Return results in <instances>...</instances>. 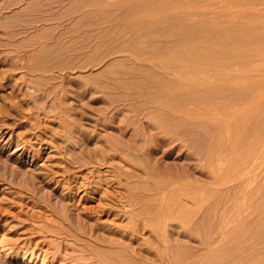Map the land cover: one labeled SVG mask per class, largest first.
Segmentation results:
<instances>
[{"label":"rangeland","instance_id":"1","mask_svg":"<svg viewBox=\"0 0 264 264\" xmlns=\"http://www.w3.org/2000/svg\"><path fill=\"white\" fill-rule=\"evenodd\" d=\"M263 44L264 0H0V264H261Z\"/></svg>","mask_w":264,"mask_h":264},{"label":"bare ground","instance_id":"2","mask_svg":"<svg viewBox=\"0 0 264 264\" xmlns=\"http://www.w3.org/2000/svg\"><path fill=\"white\" fill-rule=\"evenodd\" d=\"M258 41H259V39H258ZM195 45H198V44H195ZM263 45H264V44H263ZM198 46H199V45H198ZM190 47H191V46H190ZM194 47H195V46H194ZM191 48H192V47H191ZM255 48H256V47H255ZM193 49H195V48H193ZM198 49H200V48H198ZM231 49H233V48H231ZM234 49H235V48H234ZM234 49H233V50H234ZM189 50H190V49H189ZM195 50H196V49H195ZM227 50H228V49H227ZM247 50H249V49H247ZM196 51H197V50H196ZM199 51H200V50H199ZM229 51H231V50H229ZM192 52L194 53V55L192 56V53L190 52V53H191V56L195 59V56L198 55V53H197V52H194L193 50H192ZM201 52H202V51H201ZM201 52H200V53H201ZM237 52H238V50H237ZM237 52H236V54H238ZM244 52H246V51H244ZM248 52H249V51H248ZM257 52H258V51H257ZM261 52H262V50L260 51V53H261ZM195 53H197V54H195ZM227 53H228V52H227ZM231 53H232V52H231ZM231 53H230V56L232 55ZM220 54H221V53H220ZM236 54L234 53V55H236ZM240 54H241V52H240ZM240 54H239V56H240ZM256 54H257V53H256ZM262 54H263V52H262ZM225 55H226V54H225ZM227 55H229V54H227ZM241 55H242V54H241ZM259 55L261 56V54H259ZM259 55H258V56H259ZM242 56H243V55H242ZM244 56H245V54H244ZM256 56H257V55H256ZM256 56H255V57H256ZM192 57H190V58H192ZM197 57H198V56H196V58H197ZM199 57H200V56H199ZM202 57H204V56H202ZM221 57H222V56H221ZM228 57H229V56H228ZM231 57H232V60H231L230 58H229V59H230L231 61H233V60H234V59H233V56H231ZM235 57H236V56H234V58H235ZM237 57H238V56H237ZM237 57H236V58H237ZM240 57H241V56H240ZM240 57H239V58H240ZM249 57H250V56H248V58H249ZM253 57H254V56H253ZM193 58H192V59H193ZM225 58H227V57H225ZM262 58H263V57H262ZM185 59H187V58H185ZM185 59H184V60H185ZM198 59L200 60L201 58H198ZM220 59H221V58H220ZM222 59H223V58H222ZM196 60H197V59H196ZM201 60H202V59H201ZM224 60H226V59H224ZM251 60H252V57H251ZM263 60H264V59H263ZM263 60H261V61H263ZM194 61H195V60H194ZM227 61H228V59H227ZM242 61H243V60H242ZM185 62H186V60H185ZM201 62H203V61H201ZM201 62H200V64H201ZM221 62L224 63L223 61H221ZM235 62H236V61H235ZM191 63L194 64V63H193V60L191 61ZM196 63H198V64H196ZM243 63H244V62H243ZM182 64H183V66H186V64H184L183 62H182ZM187 64H189V62H187ZM192 64H191V65H192ZM224 64H225V63H224ZM233 64H234V63H233ZM194 65H195V66H196V65H197V66L199 65L198 60L195 62ZM211 65H212V64H211ZM251 65H253V64H251ZM259 65H260V64H259ZM259 65H258V66H259ZM199 66H200V65H199ZM202 66H203V65L201 64L200 67H202ZM218 66H219V65H218ZM223 66H224V65H223ZM226 66H227V65H226ZM226 66H224V67H226ZM229 66H230V65H229ZM186 67H187V66H186ZM188 67H189V66H188ZM188 67H187V68H188ZM204 67H205V65H204ZM204 67H203V68H204ZM219 67H221V66H219ZM250 67H251V66H250ZM189 68H190L189 71L191 72V67H189ZM203 68L200 69L202 72H203V70H204ZM213 68H214V67H213ZM221 68H222V67H221ZM227 68H228V67H227ZM180 69H181V68H180ZM180 69H179V70H180ZM185 69H186V68H184V71H186ZM192 69H193V67H192ZM217 69H218V68H217ZM219 69H220V68H219ZM219 69H218V70H219ZM231 69H232V68H231ZM250 69H251V68H250ZM259 69L261 70L262 68H260V66H259ZM195 70H196V69H195ZM212 70H213V69H212ZM214 70L216 71L215 68H214ZM214 70H213V71H214ZM232 70H233V69H232ZM234 70H235V69H234ZM181 71H182V70H180V71H178V72L181 73ZM196 71H197V70H196ZM196 71H195V72H196ZM204 71H205V70H204ZM213 71H212V72H213ZM219 71H221V70H219ZM205 72H206V71H205ZM205 72H203V74H204ZM242 72H243V71H242ZM244 72H245V71H244ZM244 72H243V73H244ZM197 73H198V72H197ZM199 73H200V72H199ZM215 73H216V72H215ZM227 73H229V72H227ZM183 74H184V73H183ZM192 74H193V73L191 72L190 76H191ZM220 74L224 75L223 73H220ZM232 74H237V72L235 71V73H232ZM239 74H240V72H239ZM247 74H248V71H247ZM250 74H251V73H250ZM184 75H185V74H184ZM188 75H189V74H188ZM193 75H194V74H193ZM195 75L198 77L197 74H195ZM195 75H194V77H195ZM212 75H214V74L212 73ZM228 75H230V74H228ZM242 75H243V74H242ZM252 75H253V74H252ZM182 76H183V75H182ZM199 76H200V75H199ZM233 76H234V75H233ZM236 76H237V75H236ZM249 76H250V75H249ZM249 76H248V77H249ZM188 77H189V76H188ZM201 77L203 78L202 73H201ZM220 77H221V76H220ZM223 77H224V76H223ZM223 77H222V78H223ZM228 77H230V76H228ZM240 77H241V76H240ZM250 77H252V76H250ZM198 78H199V77H198ZM207 78H208V77H207ZM226 78H227V77H226ZM231 78H233V77H231ZM231 78H230V79H231ZM241 78H242V77H241ZM204 79H205V78H203V80H204ZM218 79H219V78H218ZM230 79H229V80H230ZM248 79H249V78H248ZM258 79H259V78H258ZM200 80H202V79H200ZM203 80H202V82H203ZM223 80H225V79L223 78ZM223 80H222V81H223ZM251 80H252V79H251ZM205 81H206V80H205ZM220 81H221V78H220V80H219L218 83H220ZM222 81H221V84H222ZM235 81H236V82H235ZM245 81H246V80H245ZM207 82H208V81H206V83H207ZM215 82H216V81H215ZM224 82H225V81H223V83H224ZM226 82H227V81H226ZM234 82L237 83V80H234ZM250 82H251V81H249V83H250ZM258 82H260V80H259ZM206 83H205V84H206ZM244 83L247 84V82H244ZM207 84H208V83H207ZM251 84H252V83H251ZM255 84H256V83H255ZM259 84H260V83H259ZM202 85H203V84H202ZM252 85H253V84H252ZM256 85H257V84H256ZM203 86H204V85H203ZM223 86H225V85H223ZM228 86H229V85H228ZM231 86H232V84H231ZM218 87L221 88L220 85H219ZM229 87H230V86H229ZM235 87H237L236 84H235ZM206 88H207V86H206ZM208 88H209V87H208ZM220 88H219V89H220ZM238 88H239V87H238ZM215 89H216V88H215ZM231 89H232V88H231ZM215 91H217V90H215ZM262 92H264V91H262ZM256 94H258V93H256ZM259 96H260V95H259ZM251 97H252V96H251ZM256 97H257V96H256ZM260 98H261V96H260ZM260 98L257 97V99H259V100H260ZM252 99H255V98L252 97ZM252 99H251V100H252ZM254 103H255V102H254ZM253 105H254V104H253ZM257 105H258V103H257ZM259 105H260V103H259ZM219 106H220V105H219ZM254 106H256V105H254ZM215 107H217V109H218V105H216ZM248 107H249V106H248ZM256 107H257V106H256ZM215 109H216V108H215ZM251 109H252V108H251ZM216 111H217V110H216ZM229 112H230V111H229ZM218 113H219V112H218ZM222 114H223V113H222ZM226 114H227V113H226ZM212 115H213V114H212ZM214 115H215V114H214ZM214 115H213V116H214ZM205 116H207V115H205ZM217 116H218V115H217ZM220 116H221V115H220ZM227 116H229V115L227 114ZM222 117H226V115H225V116L222 115ZM220 118H221V117H220ZM236 120H237V119H236ZM236 120L234 121V123H236ZM237 122H238V121H237ZM242 123H243V122H242ZM242 123H241V124H242ZM236 124H237V123H236ZM238 124H239V123H238ZM238 124L236 125V126L238 127V128L236 127V130H237V129H238V130L241 129V128L238 126ZM239 125H240V124H239ZM243 129H244V128H243ZM238 130H237V134H238ZM242 131H243V130H242ZM225 132H226V130H225ZM225 132H224V133H225ZM226 133H227V132H226ZM225 135H226V134H225ZM228 135H229V134H228ZM238 136L240 137V132H239V135H238ZM239 137H238V138H239ZM229 140H230V138H229ZM231 141H232V140H231ZM229 143H230V142H229ZM232 143H233V142H232ZM246 143H247V141H246ZM237 144H238V142H237ZM260 144H261V143H260ZM263 144H264V143H263ZM263 144H262L261 146H263ZM241 145H242V144H241ZM229 146H230V145H229ZM244 146H245V144H244ZM258 146H259V145H258ZM230 147H231V149H232V146H230ZM242 147H243V146H242ZM240 148H241V147H240ZM228 149H229V148H228ZM257 149H258V148H257ZM258 150H260V149H258ZM232 151H233V150H232ZM232 151L229 152L230 155L228 154V156H232V157H233V155H232V154H233ZM237 151H238V150H237ZM227 152H228V151H227ZM236 153H237V152H236ZM243 153H244V152H243ZM244 154H245V153H244ZM242 155H243V154H242ZM248 155H249V154H248ZM228 156H226L227 159H228ZM244 156H245V155H244ZM240 157H242V156H240ZM229 158H230V157H229ZM242 158H243V157H242ZM232 159H233V158H231V160H232ZM233 160H234V159H233ZM233 160H232V161H233ZM243 160H244V158H243ZM244 161H245V160H244ZM227 162H230V161H227ZM238 162H239V161H238ZM241 163H243V162H241ZM226 164H227V163H226ZM226 164H225V166L228 168V165H226ZM232 164H233V163L230 162L229 165L232 166ZM224 168H225V167H224ZM230 168H231V167H230ZM251 168H252V167H251ZM248 170H249V169H248ZM248 170L246 169L247 172H248ZM69 181H70V180H69ZM73 182H74V181H73ZM81 182H82V181H81ZM81 182H80V183H81ZM79 185L81 186V184H79ZM75 186H76V185H75ZM80 186H79V187H80ZM63 187H64V186H63ZM66 188H67V187H66ZM74 188H75V187H74ZM77 189H78V188H77ZM71 190H72V188H71ZM75 190H76V189H75ZM69 191H70V190H69ZM163 203H164V202H163ZM164 204H165V203H164ZM65 206H67V205H65ZM162 206L164 207L165 205H162ZM163 207H162V209H163ZM158 208H159V207H158ZM164 209H165V208H164ZM169 209H170V208H169ZM169 211H170V210H169ZM159 213H160V210H159ZM154 214H156V213L154 212ZM162 214H163V213H162ZM158 216H159V214H158ZM186 216L188 217L187 214H186ZM80 217H81V216H80ZM80 217H79V218H80ZM184 217H185V216H184ZM187 217H186V218H187ZM87 225H88V224H87ZM92 226H93V225H92ZM239 226L241 227V225H239ZM132 227H133V226H132ZM132 227H131V229H133ZM95 229H96V228H95ZM127 230H129V229H127ZM129 231H130V230H129ZM132 231H133V230H132ZM134 234H135V233H134ZM120 235H121V234H120ZM90 237H91V236H90ZM95 239L97 240V239H99V238L97 237V238H95ZM106 239H107V238H106ZM108 239H109V238H108ZM108 239H107V240H108ZM91 240H93V239H91ZM103 240H104V239H103ZM99 241H100V240H99ZM112 241H113V240H112ZM97 242H98V241H97ZM101 242H102V241H101ZM109 242H110V241H108V243H109ZM115 242H117V241H115ZM112 243H113V242H111L110 244H112ZM96 244H97V243H96ZM122 244H123V243H122ZM123 245H124V244H123ZM87 246H88V245H87ZM87 246H86V247L84 246V247L87 248ZM89 246H90V245H89ZM94 246H95V245H94ZM122 247H123V246H122ZM122 247H121V248H122ZM130 247H131V246H130ZM131 248H132V247H131ZM87 249H88V248H87ZM91 249H93V248H91ZM96 249H97V247L95 248V251H97ZM114 249H115V248H114ZM119 249H120V247H119ZM119 249H118V250H119ZM122 249H123V248H122ZM118 250H117V251H118ZM120 250H121V249H120ZM123 250H125V249H123ZM91 251H92V250H91ZM95 251H93V252H95ZM117 251H116V253H117ZM125 251H126V250H125ZM127 251H128V250H127ZM31 252H32V251H31ZM31 252H30V253H31ZM118 252H119V253H118L119 256H120V254L124 253V251H123V252H122V251H118ZM120 252H122V253H120ZM131 252H132V251H131ZM89 253H90V251H89ZM95 253H96V252H95ZM103 253H104V252H103ZM116 253H115V254H116ZM128 253H129V251H128ZM132 253H133V252H132ZM134 253H136V251H135ZM222 253H223V252H222ZM224 253H225V252H224ZM224 253H223V254H224ZM262 253H263V252H262ZM100 254H101V253H100ZM104 254H105V253H104ZM124 254L126 255V253H124ZM220 254H221V253H220ZM64 255H65V254H64ZM67 255H68V254H67ZM93 255H94V256H95V255L97 256V254H93ZM116 255H117V254H116ZM118 255H117V256H118ZM134 255H135V254H134ZM259 255H260V254H259ZM261 255H262V254H261ZM106 256H107V255H106ZM109 256H110V255H108L107 258H109ZM114 256H115V255H114ZM117 256L115 257L116 259H118ZM224 256H226V255L224 254L223 257H224ZM61 257H62V259H65V258H66V257L64 258L63 256H61ZM68 257H69V256H68ZM68 257H67V258H68ZM110 257H111V256H110ZM112 257H113V256H112ZM125 257H126V256H125ZM135 257H136V256H135ZM102 258H103V256H102ZM115 258H114V259H115ZM127 258H129V257H127ZM130 258H131V256H130ZM130 258H129V259H130ZM132 258H133V257H132ZM132 258H131V259H132ZM226 258H227V257H226ZM226 258H225V259H226ZM100 259H101V258H100ZM119 259H121V256H120ZM119 259H118V260H114L113 263H117V262L119 261ZM124 259H125V258H124ZM124 259L122 258V260H124ZM214 259H215V258H214ZM217 259H219V258L217 257ZM220 259H221V258H220ZM220 259H219V260H220ZM230 259H231V258H230ZM252 259H253V258H252ZM259 259H260V258H259ZM68 260H69V259H68ZM102 260H103V259H102ZM107 260H108V259H107ZM227 260H228V259H227ZM261 260H262V259H261ZM96 261H97V260H96ZM99 261H101V260H99ZM104 261H105V259H104ZM127 261H128V260H127ZM215 261H216V260H215ZM221 261H222V260H221ZM238 261H239V259H238ZM253 261H254V263H255V260H254V259H253ZM259 261H260V260H259ZM120 262H121V261H120ZM120 262L117 263V264H121ZM124 262H126V261H124ZM128 262H130V261H128ZM131 262H132V261H131ZM212 262H213V261H212ZM212 262H211V263H212ZM216 262H217V261H216ZM228 262H229V261H228ZM228 262H227V263H228ZM231 262H232V261H231ZM233 262H234V260H233ZM262 262H264V261H262ZM262 262H260V263H261V264H264V263H262ZM74 263H75V262H74ZM126 263H127V262H126ZM126 263H125V264H126ZM218 263H219V262H218ZM220 263H222V262H220ZM224 263H225V261H224ZM247 263L249 264V262H247ZM250 263H253L252 260L250 261ZM254 263H253V264H254ZM71 264H72V263H71ZM99 264H100V263H99ZM109 264H111V263L109 262ZM122 264H124V263H122ZM215 264H216V263H215ZM237 264H238V263H237ZM241 264H242V263H241Z\"/></svg>","mask_w":264,"mask_h":264}]
</instances>
